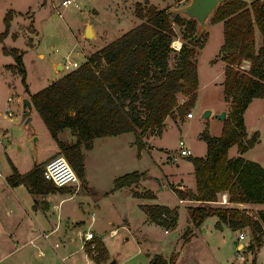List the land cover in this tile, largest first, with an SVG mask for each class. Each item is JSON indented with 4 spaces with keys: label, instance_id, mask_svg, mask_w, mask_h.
I'll return each mask as SVG.
<instances>
[{
    "label": "rangeland",
    "instance_id": "1",
    "mask_svg": "<svg viewBox=\"0 0 264 264\" xmlns=\"http://www.w3.org/2000/svg\"><path fill=\"white\" fill-rule=\"evenodd\" d=\"M137 1H147L156 7L166 8L170 15L173 14L170 9L182 7L188 2L69 0L63 4V0H0V32L5 27L4 16L8 12L10 14L7 34L0 40V112L5 97L9 96L11 100L7 105L14 119L2 122L11 136L12 145L7 146L10 160L20 172L24 173L34 164L50 158L56 145L36 110L32 109L30 113L29 127H24L23 122L19 121L21 98L29 99L30 94L47 85L52 77L58 78L69 71L70 68L64 66L68 61H76L79 65L85 56L139 23L140 19L133 13ZM209 19L207 26L199 33L206 32V40L201 48L196 49L194 56L199 82L196 94L200 103L217 100V81L220 77L221 64L218 58L221 57L218 52L222 42V25L221 22L210 23ZM86 26L90 27L92 36L84 34ZM175 29L178 33L177 26ZM256 34L259 38L258 31ZM174 40L181 42L179 38ZM178 42L171 46H177ZM3 46L7 49L17 48L21 54L26 91L21 75L14 66L13 56L3 54ZM211 58L216 59L211 62ZM56 62L60 64L55 66ZM169 63H173L172 58ZM187 96L178 92L177 100L178 97L186 100ZM186 110L191 111V107H186ZM192 111L194 116L186 120L184 134L180 131V122L174 123L176 121L173 122L171 117H166L158 132L147 130L141 138L142 147L136 145L131 131L97 138L91 149L82 150L83 179L77 185L64 188L71 196L62 199L54 208L52 202H57L64 194L56 190L37 193L39 198L35 200V205L37 203L44 211L48 208L49 223L38 224L36 233L39 230L47 231L55 220L60 221L59 230L50 233L48 238L37 235L31 243L27 241V236L34 232L27 231L24 232V238H13L4 243L5 231L0 228V264H108L113 259L116 261L114 264H149V257L154 253L172 258L173 264H231L232 239H236L239 230L245 235L243 242L250 244L247 260L242 264H264V234L256 247L247 227L234 231L223 228L221 232L215 229L214 215L203 219L205 231L195 228L187 217L188 205L185 207L179 203L175 191L171 189L172 186L180 187L181 183L175 181L188 182L192 179L193 168L189 156H200L205 147L199 132L204 110L199 104ZM244 111V125L249 134L258 132L257 141L249 148L247 156L264 161V99L252 98ZM167 124H170L168 128ZM211 131H214L213 127ZM33 137L37 139L32 141ZM181 139L191 154L177 155L173 160L172 156L176 155ZM2 148L0 142L1 153ZM56 154H60L58 150L53 155ZM43 163H38L41 168ZM132 171L143 172L144 175L130 186L113 188L116 177ZM156 178L162 189L158 188ZM147 189L154 190L153 197L139 198L132 195V191L143 192ZM25 194L29 200L34 196L27 192ZM217 199H220V195ZM5 201L7 205L12 204L8 199ZM140 203L176 206L175 226L166 227L164 232V225L146 220ZM203 204L221 206L215 202ZM3 213V208H0L1 218L5 216ZM12 215L16 217L17 214L14 211ZM249 215L256 216V211L250 209ZM90 216L93 220L89 230L93 233L92 241L95 244L93 254L85 245L80 246L82 242L79 238V233L86 230ZM71 219L82 221L71 223ZM13 221L7 229L13 227ZM63 227L72 228L63 233ZM77 229L81 232L78 233ZM53 242H57V246L54 247Z\"/></svg>",
    "mask_w": 264,
    "mask_h": 264
},
{
    "label": "trees",
    "instance_id": "2",
    "mask_svg": "<svg viewBox=\"0 0 264 264\" xmlns=\"http://www.w3.org/2000/svg\"><path fill=\"white\" fill-rule=\"evenodd\" d=\"M133 13L140 19L139 23L95 49L78 66L29 96L58 152L80 181L84 175L81 149H90L94 138L131 131L136 145L142 147L141 138L147 130L158 132L166 117L180 120L188 111L185 108L194 104L197 87L194 56L196 49L203 46L207 33L196 32L194 19L175 12L170 15L168 9L147 1L135 2ZM3 20L5 27L0 32V40L8 31L9 12ZM209 20L210 23L222 22L218 54L225 64L222 92L229 101V110L218 136L210 135L205 128L200 132L205 142V154L189 156L194 191L174 186L171 189L180 199L199 202L187 206L188 218L195 226L206 216L214 215L215 228H220L221 223L232 230L247 227L258 247L264 234V209L257 210L253 217L245 213V209L203 203L216 200L222 192H226L229 203H264V166L241 155L258 137L257 131L247 137L243 112L252 98H264V2L225 0L213 10ZM255 29L260 35L257 47ZM175 38L181 41L177 50L171 46ZM2 52L13 56L26 91L21 54L17 48L4 46ZM242 61H248L245 70L238 67ZM178 92L188 94L182 103L177 100ZM65 128L75 137L74 141L58 138L57 133ZM233 144L237 146L238 155L228 157L227 149ZM143 175V172L132 171L118 176L113 181V188L130 186ZM7 181L11 185L21 183L31 193L58 189L43 179L39 164L20 173L11 163ZM132 195L151 198L153 192L149 189L132 191ZM140 208L150 221L164 225L165 230L175 226L176 206L145 204ZM149 264H173V260L154 253L149 257Z\"/></svg>",
    "mask_w": 264,
    "mask_h": 264
},
{
    "label": "crops",
    "instance_id": "3",
    "mask_svg": "<svg viewBox=\"0 0 264 264\" xmlns=\"http://www.w3.org/2000/svg\"><path fill=\"white\" fill-rule=\"evenodd\" d=\"M245 1L249 2L250 0H245ZM262 1L264 2V0H262ZM219 22H221V21H219ZM221 25H222V22H221ZM256 31H257V29L254 30V39H255V44H258L257 46H259L260 37L258 38V36L256 34ZM215 59L211 58L209 61L213 62ZM218 59L220 61L221 67H220V77H219V80L217 81V97H216L217 100L215 102H212V103H200L199 98H197V94H196V97H195V100H194V104L191 107L192 116L191 117H185L183 115L180 120L177 119V118L173 119V122L176 121L174 123H177V121L180 122V125H181L180 131L183 132V134L185 133V131H183V130H185L186 120H190V119L193 118L194 111H192V110L196 109V106L199 105V104L201 105V110L208 109L210 111V113H209V115L207 117H201L203 119V122L200 123L199 132H201L205 128V129H207V131H208V133L210 135L218 136L220 134L221 126H222V120H219L218 118H216L215 114L223 110L224 113H225V117H226L227 113H228V110H229V101L224 98V95H223V92H222L224 61L222 59H220V58H218ZM59 64H60L59 62H56L55 66H57ZM53 79H56V78L52 77L51 80H53ZM198 89H199V82H198V78H197V87H196V91L197 92H198ZM8 97L9 96L5 97V100L3 101L4 107L2 108V111L0 112V142H1L2 147H3L2 148L3 152L2 153L0 152V208H3V211H4L3 214L5 215L2 218L0 217V228H3V231H5L4 235H6L3 242L4 243H6L8 241L10 242L11 240H13V238L14 239L15 238H24V236H26V233L24 234V232H27V231L34 232L33 235H31V236L28 235L27 236L28 237L27 241H29V239L33 240L34 237H37V235H40L39 232H41V231L46 233L47 236L45 238H48L50 233L59 230V228L61 226L60 221L58 222V221L55 220V222L52 225H50L49 228H47V231L39 230V232L36 233V228H37L36 226H38V224L43 225L45 223H49V218H48V215H47L48 208L45 209L47 211H44V209H41V207L39 205H37V203L35 205V200H37L39 198L37 193L29 192L28 189L21 183L16 184V185H11L7 181V177L11 173V163L18 170L17 166L12 162V160H10V154L8 153L7 146L10 145V147H11V145H12L11 144V136H9L7 134L6 124L4 122H2V121H11V120L14 119L11 116L12 113L10 115H8L6 113V109L9 108L8 105H7V102L9 101ZM184 100H185V98H183V97L179 98L178 97V102L179 103H182ZM246 108H245V110H246ZM244 112H243V121H244ZM213 119H215V123L213 122ZM244 123H245V121H244ZM169 125L170 124H167L166 128H168ZM212 127H213L214 131H211ZM245 131H246L247 136L250 135L248 130H247V128H246V125H245ZM57 136H58V138L60 140L67 141V142L74 141V139H75V137L70 133L69 129H67V128L60 130L57 133ZM110 136H114V135H106V136H101V137L104 138V137H110ZM60 137H62V138H60ZM97 138H100V137H96V138H94L92 140L91 148L93 147L94 141ZM233 147H234L235 150L233 149ZM231 149H232V152L230 153ZM57 150H58V147H57V145H55V150L50 156H52ZM82 150H84V148H82L81 151ZM248 150H249V148L246 151H244L241 155L244 158H246V159H251V160L257 161L262 166H264V161H262V160H260L258 158H255V157L247 156ZM190 152H191V150H190ZM204 154H205V147H204V149H202V153L200 154V156H203ZM236 155H238L237 146L235 144H233L230 147H228L227 156L228 157H233V156H236ZM2 156H3V158H2ZM47 159L48 158H45V159H43L42 161H40L38 163L45 162ZM18 172H20V171L18 170ZM20 173H23V172H20ZM175 182L176 183L177 182L181 183V185L179 187L181 190L190 189V190L194 191V189H195L194 177L193 176H192V179L190 181H188V182H184L183 180H179V181H175ZM65 187H68V186H65ZM65 187H57L58 189L56 191H58L60 194H64L65 196L59 198L57 202H52V207H54V208L56 207L57 208L58 202H60L64 198H67V197L71 196V194H68L66 192V190H64ZM26 192L31 194L32 196L34 195L31 200H29V198L28 199L26 198V196H25ZM152 192L154 194V190H152ZM223 193L225 194V197L227 198L226 192L219 193L218 195L221 196ZM139 198H146V197H139ZM5 199H8L10 201V203H12V204L7 205V202L5 201ZM177 201L179 203L184 204L185 207L187 205H198L199 204L198 201L190 200V199L177 198ZM208 203H211V202H208ZM145 204H147V203H140V205H145ZM226 205L237 207L239 209H246L248 211L250 209H254L256 212L259 209H264V203H229L228 202V203H226ZM4 206H6V207H4ZM17 207H18V210H17ZM14 211L17 214L16 217H14L12 215L14 213ZM145 215H146V213H145ZM187 217H188V215H187ZM253 217H255V216H253ZM13 219H14V221H13ZM80 220L81 219H74V220L71 219V223H73V221L75 222V221H80ZM92 220H93L92 216H90V222L86 225V227H85L86 229H88V230L90 229V223L92 222ZM146 220L150 221L148 219L147 215H146ZM12 221L14 222L13 223V227L11 226L12 228L7 229V227L9 226L8 224H10V222H12ZM215 221H216V219H215ZM187 225H188L187 229H189L190 225L188 223H187ZM71 228L72 227H69V228L68 227H66V228L63 227V233L64 232L65 233L69 232V230ZM76 228H78V227H76ZM195 228H200L202 231H205L206 229L204 227V221L202 220L201 223L199 225H197ZM223 228H227V229L232 230L225 223H221V227L220 228H215V229H218L221 232ZM232 231H234V230H232ZM77 232L79 233V232H81V230L77 229ZM164 232H166L165 229H164ZM69 239L71 240V238H69ZM55 243L57 244V242H53L52 245L54 246ZM232 243H233L232 245H233V250H234V245H235V238L234 237L232 239ZM81 244H80V246H81ZM0 246H1V244H0ZM8 252H10V251H8ZM115 263H116V261H115ZM218 264H220V263H218Z\"/></svg>",
    "mask_w": 264,
    "mask_h": 264
},
{
    "label": "built area",
    "instance_id": "4",
    "mask_svg": "<svg viewBox=\"0 0 264 264\" xmlns=\"http://www.w3.org/2000/svg\"><path fill=\"white\" fill-rule=\"evenodd\" d=\"M69 0H63V4H67ZM180 46V42H178L177 46H172L174 49H178ZM65 67H69L70 69L75 68L78 66L76 61H68L65 65ZM239 69L245 70L248 67V61H242L239 64ZM10 98L8 97V100ZM7 114L10 115L11 112L7 108ZM192 113L191 111H187L185 113V117H191ZM190 149L185 147L183 145V140H179V147L176 151V155L172 156V159L175 160L177 155H182V156H188L190 155ZM41 173L42 177L45 180H48L53 183L54 186L56 187H65V186H72V185H77L79 184V178L74 172V170L71 168V166L68 164L66 159L64 158L63 155L61 154H56L48 158L44 163L41 168ZM216 204H220L221 206H225L226 203H228L227 198L225 197V194L223 193L220 196V199H216L214 201ZM245 213L249 214V211L245 209ZM239 230V229H238ZM40 235L43 237H46L47 234L44 232H39ZM79 238L81 239L82 242V247L84 245L86 248L93 254L95 253V244L92 241L93 234L90 230L86 229L83 232L79 233ZM245 238L244 233L239 230L236 235L235 239V245H234V250H233V261L231 264H242L245 263L246 259V254L249 253V248H248V243H244L243 239ZM28 242H32V239H29ZM54 246H57L56 243Z\"/></svg>",
    "mask_w": 264,
    "mask_h": 264
},
{
    "label": "water",
    "instance_id": "5",
    "mask_svg": "<svg viewBox=\"0 0 264 264\" xmlns=\"http://www.w3.org/2000/svg\"><path fill=\"white\" fill-rule=\"evenodd\" d=\"M225 0H188L186 4H184L182 7H176L170 9V11L178 13L186 18L194 19L196 21V30L197 33H201L203 29L207 26L208 19L210 18L213 10ZM84 34L86 36H92V32L90 30L89 26L85 27ZM33 109V106L30 102V100L27 97L21 98V114H20V120L23 123L24 127L30 126V113ZM210 111L208 109H205L201 117H207L209 115ZM216 118L219 120H223L225 118L224 111H220L215 114ZM37 137H33V140H36ZM158 183V188L162 189V186L160 184V181L158 178H156ZM177 184H180V182H177ZM188 228V225H187ZM115 260H111L108 264H114Z\"/></svg>",
    "mask_w": 264,
    "mask_h": 264
},
{
    "label": "bare ground",
    "instance_id": "6",
    "mask_svg": "<svg viewBox=\"0 0 264 264\" xmlns=\"http://www.w3.org/2000/svg\"><path fill=\"white\" fill-rule=\"evenodd\" d=\"M177 42H178V40H174V42L171 45H175V43H177Z\"/></svg>",
    "mask_w": 264,
    "mask_h": 264
}]
</instances>
